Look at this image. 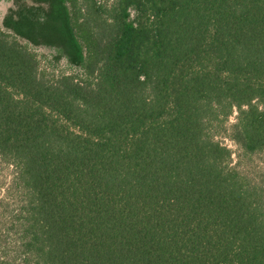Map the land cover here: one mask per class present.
Instances as JSON below:
<instances>
[{"label": "trees", "instance_id": "16d2710c", "mask_svg": "<svg viewBox=\"0 0 264 264\" xmlns=\"http://www.w3.org/2000/svg\"><path fill=\"white\" fill-rule=\"evenodd\" d=\"M41 1L0 26V264H264V176L213 132L264 155V0ZM18 36L79 71L48 80Z\"/></svg>", "mask_w": 264, "mask_h": 264}, {"label": "rangeland", "instance_id": "374dc122", "mask_svg": "<svg viewBox=\"0 0 264 264\" xmlns=\"http://www.w3.org/2000/svg\"><path fill=\"white\" fill-rule=\"evenodd\" d=\"M99 1L102 4L113 2V0ZM47 6L48 4L41 0H0V26L3 31L13 34V27L17 22L28 19L34 22L39 21L47 11ZM17 39L35 54L39 62V72L48 80H52L61 74H75L79 71L71 66L66 58L61 57L56 49L46 45L34 44L22 36H18ZM237 115V110H234L228 120L225 121L223 128L229 129L235 124ZM217 128V125L216 127L213 126L216 140L226 145L232 152L229 166L236 167L240 172L253 178L264 176V155H245L228 135L216 133L218 132ZM13 176L14 168L0 158V262L12 258L9 255L13 252L15 245V237L10 231L11 224L8 220L17 205L12 196L14 192L9 190Z\"/></svg>", "mask_w": 264, "mask_h": 264}]
</instances>
